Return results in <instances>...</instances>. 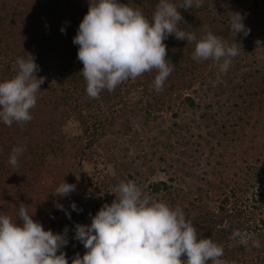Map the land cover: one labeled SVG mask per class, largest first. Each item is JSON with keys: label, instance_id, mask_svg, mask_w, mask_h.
Wrapping results in <instances>:
<instances>
[{"label": "trees", "instance_id": "obj_1", "mask_svg": "<svg viewBox=\"0 0 264 264\" xmlns=\"http://www.w3.org/2000/svg\"><path fill=\"white\" fill-rule=\"evenodd\" d=\"M118 2L151 22L159 0ZM169 2L185 21L178 28L197 41L211 31L237 44L228 70L193 60L196 42L169 36L164 43L175 67L161 91L153 70L93 99L73 44L90 0H0V82L17 74L16 61L27 54L39 65L37 78H45L31 121L9 127L0 120V215L20 224L19 208L26 206L39 222L42 182L76 185L63 204L71 218L59 210L50 225L54 234L68 229L61 249L68 264L86 252L75 226L90 225L129 180L152 200L183 209L200 238L223 246L227 264H264V0H203L187 11L179 9L183 0ZM236 12L247 36L230 30ZM14 147L25 148L18 167L9 163ZM236 230L253 234L260 247L230 239Z\"/></svg>", "mask_w": 264, "mask_h": 264}, {"label": "clouds", "instance_id": "obj_2", "mask_svg": "<svg viewBox=\"0 0 264 264\" xmlns=\"http://www.w3.org/2000/svg\"><path fill=\"white\" fill-rule=\"evenodd\" d=\"M202 6L203 0H183L179 9ZM243 21L240 13H233L230 30L247 36L250 29ZM181 22L185 23L178 7L169 0H159L151 22L139 8L118 0H90L73 38V44L79 46L77 59L83 64L80 73L86 81L87 95L99 99L102 91H114L125 81L153 70L158 73L153 86L161 91L175 67L167 58L164 43L169 36L196 42L193 60H212L219 64L221 72H226L232 58L239 54L237 44L229 46L211 31L197 41L195 34L178 28ZM16 63L17 74L0 82V120L9 127L13 122L32 120L31 110L45 82L44 77L36 76L40 69L33 55L18 58ZM24 151L23 147L12 149L9 163L13 167H18ZM75 190L76 185L63 181L56 194L66 197ZM116 192L113 202L103 205L90 225L75 226L74 239L83 244L86 252L82 257L76 254L72 264H227L221 259L223 246L211 238H200L180 207L152 200L130 180L122 181ZM56 207L64 210L63 205ZM71 208L79 211L75 203ZM18 216L20 224L0 215V264H68L61 251L68 244L67 228L62 234L44 230L26 206L19 208ZM230 239H238L245 246L251 241V247H260L259 240L246 231L236 230Z\"/></svg>", "mask_w": 264, "mask_h": 264}, {"label": "rangeland", "instance_id": "obj_3", "mask_svg": "<svg viewBox=\"0 0 264 264\" xmlns=\"http://www.w3.org/2000/svg\"><path fill=\"white\" fill-rule=\"evenodd\" d=\"M137 81H138V78L133 79L134 83H137ZM164 118L168 119V116L165 115ZM141 121H142V119H141ZM134 124L138 128L139 126H141L142 123L138 120H135ZM153 124H154V126L156 125V123H151L150 127ZM77 130H78L77 124L73 123L70 125L71 133L76 134ZM60 184H61V182H59L58 180L47 177L42 182V185H41V189H42V193L44 196V201H45L46 206L44 209L36 212V218L39 220V222L42 224L44 230H46V231L51 230L50 225H52L53 218H54L55 214L60 210L59 208L56 207V205L57 204L63 205L64 200L66 198V197H61V196L56 194V189L59 187ZM12 220L14 222H16L14 219H12Z\"/></svg>", "mask_w": 264, "mask_h": 264}]
</instances>
